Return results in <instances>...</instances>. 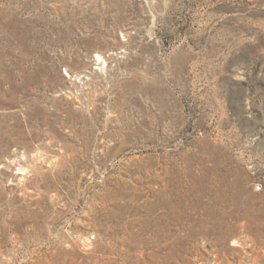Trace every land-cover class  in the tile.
<instances>
[{
	"label": "rangeland",
	"instance_id": "374dc122",
	"mask_svg": "<svg viewBox=\"0 0 264 264\" xmlns=\"http://www.w3.org/2000/svg\"><path fill=\"white\" fill-rule=\"evenodd\" d=\"M0 264H264V0H0Z\"/></svg>",
	"mask_w": 264,
	"mask_h": 264
},
{
	"label": "bare ground",
	"instance_id": "6f19581e",
	"mask_svg": "<svg viewBox=\"0 0 264 264\" xmlns=\"http://www.w3.org/2000/svg\"><path fill=\"white\" fill-rule=\"evenodd\" d=\"M99 57H97V59H98ZM236 245V244H235Z\"/></svg>",
	"mask_w": 264,
	"mask_h": 264
}]
</instances>
